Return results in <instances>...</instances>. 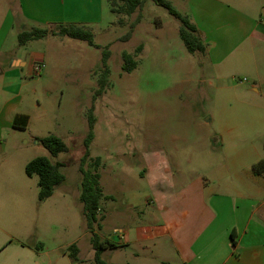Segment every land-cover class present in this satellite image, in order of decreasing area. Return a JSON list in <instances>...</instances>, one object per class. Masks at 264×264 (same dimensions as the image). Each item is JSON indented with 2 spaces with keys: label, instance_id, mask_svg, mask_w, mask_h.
I'll return each instance as SVG.
<instances>
[{
  "label": "rangeland",
  "instance_id": "374dc122",
  "mask_svg": "<svg viewBox=\"0 0 264 264\" xmlns=\"http://www.w3.org/2000/svg\"><path fill=\"white\" fill-rule=\"evenodd\" d=\"M169 1L181 14L188 9L187 0ZM247 1L262 11L264 0H240L236 6L245 10ZM100 28L94 29L93 38L101 48L67 37H63L61 44L57 39H45L34 43V48H22L26 59L30 50L44 53V67L38 75H28V68H23V81L30 90L25 96L29 106L24 109L31 118L29 128L19 132L16 142L26 140L24 148L30 157L44 155L53 162H63L60 169L64 180L51 197L39 201L37 177L27 179L23 168L13 169L15 175L21 174L28 180L29 191L15 220L9 212L1 215L17 237L41 244L43 256L54 263L68 255L67 248L72 243L79 253L75 262L69 258L70 264L93 263L91 233L79 199L78 168L92 104L95 123L89 153L93 159L100 157L99 183L103 196H108L101 199L99 208L103 209V217L98 215L99 228L94 229L100 240L102 236H111L116 223L130 225L131 218L135 223L138 219L143 222L150 219L148 210L153 209L152 204L130 206L133 198L138 203L143 196L150 195L139 173L144 151L162 147L179 159L178 168H193L194 172L187 174L202 172L217 179L223 173L225 178L227 172L219 163H224V152L228 151L232 157L235 150L225 148L227 138L225 149L219 148L222 144L219 135L210 139L213 129L220 131L225 127L245 131L244 138L236 141L253 144L264 157L263 57L257 58V71L240 68L234 77L232 68L217 70L200 64L203 56L187 51L178 32L179 22L152 0H146L130 15L105 11ZM129 29L132 33L126 38ZM106 45L108 85L93 101ZM123 52L133 55L136 67L131 72L122 69ZM238 75L245 78L241 84ZM253 82L257 83V91L252 90ZM32 103L37 106L32 107ZM50 133L66 143V152L51 156L35 143ZM32 134L38 135L35 140L29 137ZM209 142L216 144L215 150L208 148ZM131 253L126 248L122 253L107 249L102 258L108 264H114L112 257L127 264ZM141 253L147 256L140 264H155L148 260L146 252Z\"/></svg>",
  "mask_w": 264,
  "mask_h": 264
},
{
  "label": "crops",
  "instance_id": "0c3cea01",
  "mask_svg": "<svg viewBox=\"0 0 264 264\" xmlns=\"http://www.w3.org/2000/svg\"><path fill=\"white\" fill-rule=\"evenodd\" d=\"M187 1L188 9L182 15L196 26L206 45L200 52V64L217 70L232 68L233 77L240 68L257 71V58H264V4L259 11L249 1L245 10L236 6L240 0ZM107 10L110 11L107 0H0V264H54L43 256L41 244L17 237L1 213L9 212L15 220L28 194L29 182L21 174L15 175L13 169L21 167L24 171L26 163L36 157L28 155L26 140L16 142V138L29 128L31 118L24 109L29 106L25 96L30 90L25 87L22 71L27 67L28 75H38L34 66L42 63L44 53L30 50L26 59L22 48H34V43L45 39H57L61 44L66 36L50 33L20 46L18 33L32 27L55 31L57 26L75 24L93 34L95 28L101 29ZM243 79H239L240 84ZM252 90L257 91V83L253 82ZM31 106L35 108L37 104ZM18 114L29 117L24 129L13 127ZM211 132V140L217 135L222 138L219 148L235 150L232 157L224 152V163H219L227 176L223 178L222 173L213 179L202 172L187 174L194 172L193 168H178L179 159L164 148L144 151L139 173L150 195L138 203L133 198L130 206L152 204L153 209L148 210L150 219L135 223L131 218L130 225L114 224L111 236L101 239L116 246L108 250H131L127 264L144 262L141 260L147 255L141 251L155 264H264V173L250 172L251 165L263 157L253 144L236 141L244 138L245 131L224 127ZM37 136L29 135L34 140ZM225 138L228 144L224 148ZM35 143L42 145L39 140ZM207 146L211 151L216 149L212 142ZM102 212L99 208L100 218ZM111 260L120 264L119 258Z\"/></svg>",
  "mask_w": 264,
  "mask_h": 264
},
{
  "label": "trees",
  "instance_id": "16d2710c",
  "mask_svg": "<svg viewBox=\"0 0 264 264\" xmlns=\"http://www.w3.org/2000/svg\"><path fill=\"white\" fill-rule=\"evenodd\" d=\"M107 1L109 4H111V12L119 11L130 15L136 9H140L146 0ZM152 1L158 6L165 8L167 12L179 22L178 32L188 52L194 53L205 51L206 45L203 42L198 29L189 21L187 16L178 12L169 0ZM50 33L83 41L94 48H101L100 45L94 42L93 34L90 29L86 28L85 26L75 24H70L68 26H57L55 31L39 27H32L27 30H22L18 33L17 42L18 45L21 46L28 41L44 38ZM131 33L132 29H129L125 37H129ZM140 48L141 45L137 47V49ZM108 57L109 50L108 45H106L102 51L100 75L97 80L98 86L92 96L93 101L104 92L108 85V75L110 73L107 64ZM122 59V69L125 72H131L136 67L133 55L123 52ZM93 112L94 105L92 104L87 115L88 131L83 141L84 152L79 160L78 166L81 174V191L79 199L82 203V213L86 221V226L91 233L90 240L92 248L94 249L92 264H108L102 258V252L107 249L115 248L116 246L108 240H100L94 231L98 223L99 202L104 196L99 183L100 176L98 173V168L100 166V157L93 159L90 157L89 153V145L94 137L93 128L95 119ZM28 119L29 117L26 114L16 115L13 119V127L24 129L28 124ZM39 141L51 156H56L58 153L66 152L68 150L66 143L61 138L52 133L40 138ZM62 166L63 162H53L49 157L44 155L36 156L26 163L24 167L25 174L29 177H37L39 201H44L45 199L49 198L53 194L55 187L63 182L64 175L60 169ZM250 172L254 175H260L264 173V157L251 165ZM67 249L69 252L68 258L72 259L74 262L77 261L79 250L76 244H70Z\"/></svg>",
  "mask_w": 264,
  "mask_h": 264
},
{
  "label": "water",
  "instance_id": "95a60500",
  "mask_svg": "<svg viewBox=\"0 0 264 264\" xmlns=\"http://www.w3.org/2000/svg\"><path fill=\"white\" fill-rule=\"evenodd\" d=\"M54 264H70L66 256H61Z\"/></svg>",
  "mask_w": 264,
  "mask_h": 264
},
{
  "label": "built area",
  "instance_id": "2783aa9c",
  "mask_svg": "<svg viewBox=\"0 0 264 264\" xmlns=\"http://www.w3.org/2000/svg\"><path fill=\"white\" fill-rule=\"evenodd\" d=\"M44 67V65L42 63H37L35 66H34V71L36 74H39L40 71L42 70V68ZM245 79H243L244 81Z\"/></svg>",
  "mask_w": 264,
  "mask_h": 264
}]
</instances>
